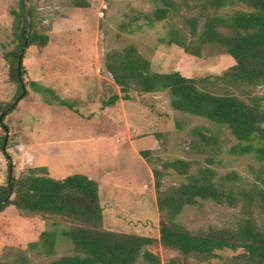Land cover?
Segmentation results:
<instances>
[{"label":"rangeland","instance_id":"rangeland-1","mask_svg":"<svg viewBox=\"0 0 264 264\" xmlns=\"http://www.w3.org/2000/svg\"><path fill=\"white\" fill-rule=\"evenodd\" d=\"M174 1L179 7L171 8L167 18L149 22L144 15L164 6L161 0H25L27 8L34 7L35 26L48 35V43L23 49L25 74L21 83L26 93L16 98L19 85L10 76L11 63L6 55L17 45L14 13L20 10V0H0V107L15 104L0 121V142L4 140L0 144V185L7 183L10 175L18 178L29 173L30 168L46 167L47 171L36 170V174L57 179L83 173L98 182L103 228L155 238L157 242L147 249L158 255L161 264L171 259L178 264L184 260L233 264L232 257L243 249L219 251L221 257L205 262L161 245V212L153 169L163 170L161 190L165 191L187 182L185 175L166 168L165 163L176 158L192 161V172L209 167L205 159L211 154L197 150L195 128L219 132L224 150L210 166L216 167L219 176L235 173L236 192L247 188L259 173L260 162L255 155L230 154L228 149L237 140L229 130L173 109L166 91L145 94L133 87L128 99L105 105L113 95L123 96L106 64L114 52L129 45L151 62L152 71L208 77L216 83L209 88L219 93L228 86L218 78L234 64L224 50L207 44L196 57L160 41L169 36L172 27L187 34V20L202 15L201 0H186L189 7L184 0ZM83 2L88 5L77 6ZM233 9L219 13L225 15ZM202 23L200 19L199 29ZM220 31L228 32L223 27ZM231 92L242 94L235 87ZM253 92L264 100V85ZM60 100L68 104L62 105ZM143 151H148L146 157ZM262 207L252 209L250 215L244 214L242 203L232 207L198 199L195 205L185 206L176 221L195 234L214 227L237 230L247 217L261 226ZM2 215L0 224L11 223L14 218L23 223L44 219L45 230L56 232V243L53 255L45 253L41 240L34 245L29 239L3 243L0 264H39L74 254L72 241L63 233L72 222L64 216L25 212L13 205ZM136 264L147 262L141 258Z\"/></svg>","mask_w":264,"mask_h":264},{"label":"trees","instance_id":"trees-1","mask_svg":"<svg viewBox=\"0 0 264 264\" xmlns=\"http://www.w3.org/2000/svg\"><path fill=\"white\" fill-rule=\"evenodd\" d=\"M161 1L164 6L156 7L153 13L144 15L149 22L161 21L169 16L171 8L179 7L174 0ZM200 2L202 15L187 20L190 26L187 34L181 28L172 27L169 36L160 41L175 44L196 57L202 55L203 46L207 44L224 50L234 59V64L218 76L228 85L223 92L210 89L209 86L216 83L208 77H186L179 71H152L151 62L140 55L134 45H129L114 52L106 64L123 96L113 95L105 101V105H112L119 99H128L133 87L145 94L166 91L173 109L205 118L229 130L237 140L229 147L230 154L253 153L260 162L259 173L247 188L242 187L236 192L234 181L238 176L235 173L219 176L216 167L210 166L214 165L217 154L224 150L219 132L195 128L199 145L197 150L209 151L211 154L205 159L209 167L201 166L192 172V161L176 158L165 163L166 168H173L187 179V182L165 191L161 190L163 170L153 169L157 204L161 212L159 242L164 248L176 250L183 257L195 256L205 262L221 257L219 251L243 249V252L232 257L233 264H264V222L258 226L254 218L247 217L237 230L214 227L207 232L195 234L176 221L184 207L195 205L198 199L226 203L232 207L242 203L244 214L250 215L251 210L259 205L264 208V100L253 92L255 87L264 85V0ZM87 5L83 2L77 6ZM184 5L188 6L186 0ZM229 7L234 9L225 15L219 13ZM14 14L17 45L6 56L11 63L10 76L19 85L17 98L23 92L21 81L25 74L20 55L25 46H45L48 35L36 28L35 9L27 8L25 0H20V10ZM200 19H203L201 29ZM222 27L228 32L220 31ZM231 87L240 90L242 94L231 92ZM60 103L68 104L65 100H60ZM11 108V105L4 109L0 107L3 114L1 122L6 116L4 113ZM3 143L4 140L0 142ZM147 154L148 151L142 152L145 157ZM36 170L47 171L46 167L30 168L29 173L18 178L10 175L7 183L0 185V220L2 212L10 205L25 212L61 215L71 220V226L63 233L72 241L74 254L39 264H136L141 258L147 264H161L158 255L147 249L157 242L155 238L103 228L104 207L96 180L80 173L57 179L36 174ZM44 224V219H29L28 223H23L14 218L11 223L2 222L0 245L6 242H25V239L34 245L37 240H41L45 253L53 255L56 232L45 230ZM167 264H178V261L171 259ZM183 264L192 263L184 260Z\"/></svg>","mask_w":264,"mask_h":264},{"label":"water","instance_id":"water-1","mask_svg":"<svg viewBox=\"0 0 264 264\" xmlns=\"http://www.w3.org/2000/svg\"><path fill=\"white\" fill-rule=\"evenodd\" d=\"M22 57H23V51H22V53H21V55H20V58H19L20 62L22 61ZM25 93H26V90H25V87H24V85H23V92H22L21 96L25 95ZM21 96H20V97H21ZM14 105H15V104H13L12 107H13ZM2 115H3V114H2Z\"/></svg>","mask_w":264,"mask_h":264},{"label":"clouds","instance_id":"clouds-1","mask_svg":"<svg viewBox=\"0 0 264 264\" xmlns=\"http://www.w3.org/2000/svg\"><path fill=\"white\" fill-rule=\"evenodd\" d=\"M80 174H83V173H80ZM85 175V174H84Z\"/></svg>","mask_w":264,"mask_h":264},{"label":"crops","instance_id":"crops-1","mask_svg":"<svg viewBox=\"0 0 264 264\" xmlns=\"http://www.w3.org/2000/svg\"><path fill=\"white\" fill-rule=\"evenodd\" d=\"M91 178V177H90Z\"/></svg>","mask_w":264,"mask_h":264}]
</instances>
